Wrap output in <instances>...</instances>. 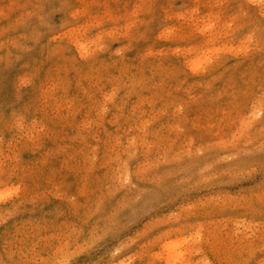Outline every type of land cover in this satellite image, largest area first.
I'll list each match as a JSON object with an SVG mask.
<instances>
[{
    "label": "rangeland",
    "instance_id": "rangeland-1",
    "mask_svg": "<svg viewBox=\"0 0 264 264\" xmlns=\"http://www.w3.org/2000/svg\"><path fill=\"white\" fill-rule=\"evenodd\" d=\"M0 264H264V0H0Z\"/></svg>",
    "mask_w": 264,
    "mask_h": 264
}]
</instances>
